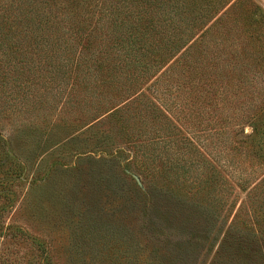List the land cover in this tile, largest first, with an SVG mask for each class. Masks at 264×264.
<instances>
[{
    "label": "rangeland",
    "instance_id": "rangeland-1",
    "mask_svg": "<svg viewBox=\"0 0 264 264\" xmlns=\"http://www.w3.org/2000/svg\"><path fill=\"white\" fill-rule=\"evenodd\" d=\"M155 1L0 0V264H212L226 237L217 264H264V0H199L218 15L243 1L231 18L261 64L244 83L224 61L233 45L193 78L170 70L182 51L156 59L143 40L173 34L142 35ZM130 33L162 114L91 81Z\"/></svg>",
    "mask_w": 264,
    "mask_h": 264
},
{
    "label": "trees",
    "instance_id": "trees-1",
    "mask_svg": "<svg viewBox=\"0 0 264 264\" xmlns=\"http://www.w3.org/2000/svg\"><path fill=\"white\" fill-rule=\"evenodd\" d=\"M149 1L152 3H156L155 0ZM205 4L201 3L199 0L198 2L196 0H163L159 2L157 6V8L159 9L158 13H160V15L162 16L161 19L155 20V17L152 15L153 9L152 11H150V13L148 11L146 13L139 14L141 18L143 14L144 18L142 19H144V21L145 19L150 21V24L147 28L143 24L142 35H147L148 32L152 31H157V33L160 34L162 31H164L163 28H167L168 30H170V33L172 32L173 34L172 37H169L172 39H167L164 44L160 42L162 41V38H146L145 40H143V42L148 45H153L157 48L158 53L156 54L158 56H156V59H160V61H164V51H166L162 48L173 49V51H175L176 53L182 51L178 56L179 61H177V63L170 70L176 68V71L185 74L184 77H188V75L192 77L193 75L202 74L204 71L201 70L205 69L204 66H207L209 63L212 65L216 64L212 57V51H215V49L220 51L219 57H221L224 53L223 51H221L222 49H224V44L233 45L235 46V51L232 52L233 55L224 59V61L226 60L227 63L235 64V67H233V70H236L235 80L244 83L243 79L247 77L246 72H249L244 69L249 68L253 70L255 68H260L261 64L258 60L260 54L253 51L254 41L253 38H251L253 36L252 32L251 34H249L248 31L243 28V24H241L239 18H231V14H233L237 8H244L243 1L232 3V6H234L231 11L232 13L224 10L223 13L219 15V9L213 10L212 6H207ZM252 9H254V7H252ZM65 10L70 13V17L72 20L74 18V14H72V12H70L68 9ZM21 15L22 14L19 13L16 16L21 17ZM108 15V19L106 20L108 26L105 30L106 32L111 33V30L108 29V27L115 26V24L113 19L110 17V13ZM0 18L6 19L7 16L2 13ZM138 20L139 19H137V21ZM122 24L125 25L124 29H127L129 26L128 22H124ZM200 24H203L200 27H203L204 29L202 28V32L197 37H195L196 35L193 34L194 27ZM115 27L117 28L118 26ZM136 31L137 29L135 30V32ZM66 32L67 30H64V34ZM138 41L139 43H141L142 39ZM116 43L118 42H116L115 40L110 42L111 47L114 48L113 51L109 50V46L108 50L104 51L105 53L100 54L102 55L101 57L99 55V58H95L93 62L91 61L92 65L89 67L90 69L95 70L94 78H92L87 72L86 74L91 77V81H95L97 87H102V89L105 88V91L107 93H110L112 90H116L117 92L124 93L125 95L130 94L123 101L124 104L128 103L127 108L131 107V105L133 104H138L139 106H142V111H147L149 109L152 111L155 110V112L157 113L161 112L162 114V111L152 100H149L150 105L145 104L144 99H146V96L141 92L140 88V83H142L151 75V66L145 65L143 70H141L140 66L142 64H140V61L144 62L142 58L143 54L135 55L131 53V50L126 52L127 47L131 48L132 50L135 49V35H132V33H130V35L124 39V46L122 44V47L120 46V44L116 45ZM68 49L70 48H65V51H67ZM64 58L68 59L66 57ZM242 60H245V62H241ZM87 61L88 59H84L85 63L81 60L76 61V63H78L79 65L86 64ZM242 64L245 65L241 67ZM64 65H68V62L64 61ZM104 65H108L110 68L109 72H107L106 74H103L102 72ZM131 66L134 67V70L132 72L128 70ZM87 67L88 66H86V69H88ZM189 68L191 70H189ZM255 73L257 74L258 72ZM169 74L173 76V72L168 73V75ZM227 81L231 82V77L230 80ZM184 82L185 81H183V83ZM195 98L199 99L200 97L195 96ZM139 106H137L136 108H138ZM118 108L119 107H116V109ZM139 109L140 108H138V111ZM120 112L121 109H118V111H115L114 114H119ZM197 155L201 156V158L203 157L200 152H197ZM200 160L198 159V161ZM227 242L228 237H226L225 241L220 246L219 251L216 252V258L213 261L214 264H217L219 260L224 259L223 247ZM246 247L248 246L244 244L241 247V250H236V252H242L243 249L245 251Z\"/></svg>",
    "mask_w": 264,
    "mask_h": 264
}]
</instances>
